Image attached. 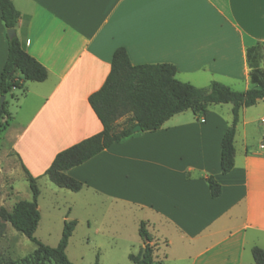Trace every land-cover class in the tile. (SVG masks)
I'll use <instances>...</instances> for the list:
<instances>
[{"label": "crops", "instance_id": "obj_1", "mask_svg": "<svg viewBox=\"0 0 264 264\" xmlns=\"http://www.w3.org/2000/svg\"><path fill=\"white\" fill-rule=\"evenodd\" d=\"M13 3L23 49L48 77L9 93L16 107L7 108L9 124L0 137L9 147L0 150V166L16 163L25 173V165L43 180L58 152L101 132L89 97L105 83L119 47L135 65L174 64L176 77L194 86L214 80L254 86L247 53L264 44V0ZM7 55L0 11V81ZM223 104H211L205 116L177 113L161 128L135 132L67 171L84 182L74 191L84 201H107L115 213L128 206L142 212L138 224L146 222L156 245L152 264H256L252 249L264 248V116L257 126L249 107L241 110L235 164L223 173L221 143L233 120ZM211 176L222 186L218 197L211 195ZM95 226L100 232V223Z\"/></svg>", "mask_w": 264, "mask_h": 264}, {"label": "trees", "instance_id": "obj_2", "mask_svg": "<svg viewBox=\"0 0 264 264\" xmlns=\"http://www.w3.org/2000/svg\"><path fill=\"white\" fill-rule=\"evenodd\" d=\"M1 19L8 30L17 27L20 11L13 0H0ZM8 55L3 65L0 81V95L9 94L14 88H22L26 81H44L48 77L47 68L31 56L18 37H9ZM260 45L248 49V62L254 86L245 90H235L228 85L212 81L208 87H198L176 77L177 67L168 62L133 64L124 47L115 50L111 71L102 87L93 92L89 102L103 124V130L87 137L74 145L58 152L45 175L55 185L72 191H80L84 182L75 179L67 171L99 154L112 144L133 135V128L139 124L140 131H155L173 115L191 109L205 116L211 104L231 103L233 120L225 132L221 143L220 168L223 173L231 171L235 164V135L241 110L255 105L264 99V69L261 66ZM128 113L127 124L121 129L115 128L119 117ZM7 99L0 104V134L9 124ZM33 192V200H20L9 211L0 208V219L10 222L19 232L33 240L37 247L31 256L23 259L28 264H74L68 257L67 246L78 221L65 220L62 237L57 246H50L39 240L35 232L40 222L41 212L38 198L39 177L33 176L23 166ZM213 197L222 193L221 184L213 177L208 178ZM139 234L145 240V247L138 254H130L133 264H152L155 262L154 245L151 244L146 222L139 227ZM256 264H264V248L252 249ZM0 264H17L15 260L0 258Z\"/></svg>", "mask_w": 264, "mask_h": 264}, {"label": "rangeland", "instance_id": "obj_3", "mask_svg": "<svg viewBox=\"0 0 264 264\" xmlns=\"http://www.w3.org/2000/svg\"><path fill=\"white\" fill-rule=\"evenodd\" d=\"M259 49L261 66L264 69V44ZM244 86L241 83L232 88L245 90ZM223 106L233 107L230 103ZM15 107V99L7 94V108L15 110ZM248 111L257 120L254 125L258 126L259 120L264 116V101L250 106ZM131 115L128 113L119 117L115 128L121 129ZM8 147L7 140L0 137V150L3 152ZM37 184L41 190L38 198L41 218L35 236L39 240L47 245L57 246L62 237L65 220L80 218L81 221L77 223L65 251L74 264H133L130 254H138L145 243L139 234L138 224L142 212L128 206L123 207L125 213H115L116 205L107 201H84L83 196L74 191L52 184L48 176L43 180L38 179ZM20 200H33L29 181L16 163H4L0 166V208L13 211ZM86 218L91 219L92 227L87 225ZM95 222L100 223V232H96ZM36 247V243L28 236L17 231L10 222L0 219V258L15 260L17 264H28L23 259L31 256ZM155 247L154 244V250ZM162 248L157 253L160 256L163 253Z\"/></svg>", "mask_w": 264, "mask_h": 264}, {"label": "water", "instance_id": "obj_4", "mask_svg": "<svg viewBox=\"0 0 264 264\" xmlns=\"http://www.w3.org/2000/svg\"><path fill=\"white\" fill-rule=\"evenodd\" d=\"M7 34H8V36L9 37H14L15 35H17V31H16V29L15 28H9L8 30H7ZM1 98H2V103L6 100V95H2L1 96ZM141 130V125H139V124H137L134 128H133V131L134 132H138V131H140Z\"/></svg>", "mask_w": 264, "mask_h": 264}, {"label": "built area", "instance_id": "obj_5", "mask_svg": "<svg viewBox=\"0 0 264 264\" xmlns=\"http://www.w3.org/2000/svg\"><path fill=\"white\" fill-rule=\"evenodd\" d=\"M263 124H264V119L262 120ZM261 148H264V137H263V141H262V144H261Z\"/></svg>", "mask_w": 264, "mask_h": 264}, {"label": "snow or ice", "instance_id": "obj_6", "mask_svg": "<svg viewBox=\"0 0 264 264\" xmlns=\"http://www.w3.org/2000/svg\"><path fill=\"white\" fill-rule=\"evenodd\" d=\"M161 2H170V0H161Z\"/></svg>", "mask_w": 264, "mask_h": 264}]
</instances>
